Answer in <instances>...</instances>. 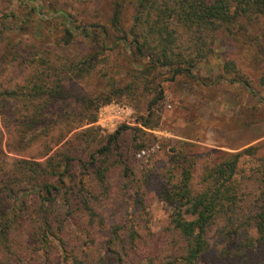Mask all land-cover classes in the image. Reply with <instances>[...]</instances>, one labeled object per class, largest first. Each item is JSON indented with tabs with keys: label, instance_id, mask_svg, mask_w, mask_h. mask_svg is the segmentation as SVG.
Listing matches in <instances>:
<instances>
[{
	"label": "rangeland",
	"instance_id": "1",
	"mask_svg": "<svg viewBox=\"0 0 264 264\" xmlns=\"http://www.w3.org/2000/svg\"><path fill=\"white\" fill-rule=\"evenodd\" d=\"M136 5L137 0H0V15L10 16L0 20L5 74L21 75L30 59H46V69L68 65L60 74L48 69L50 80L64 84V91L63 99L49 105L46 155H39L44 144L36 136H9L0 115L5 133L0 228L9 224L0 237V264H66L85 255L97 260L112 255L109 242L115 248L117 234L129 239L125 228L132 225L140 238L131 257L143 259L175 236L169 231L177 204L171 194L184 172L192 192L201 191L206 169L248 147L255 149L240 158L235 182L243 193L262 191L260 22L241 18L232 31L220 28L213 33L211 53L191 72L175 74V66L140 58L118 40L114 17H121L129 34ZM119 107L128 108L125 120H101L105 109L118 117ZM143 149L149 154L140 158ZM49 157L47 169L55 166L56 174L36 165ZM29 175L38 180L25 182ZM2 182H9L14 194L5 192Z\"/></svg>",
	"mask_w": 264,
	"mask_h": 264
},
{
	"label": "trees",
	"instance_id": "2",
	"mask_svg": "<svg viewBox=\"0 0 264 264\" xmlns=\"http://www.w3.org/2000/svg\"><path fill=\"white\" fill-rule=\"evenodd\" d=\"M8 18L9 15H0V20ZM241 18L257 19L264 35V0H137L130 37L121 25L120 16L114 17V25L120 33L118 40L138 57L159 66H175L174 73L178 74L191 72L194 64L211 53L213 33L220 28L232 31ZM67 32L68 38L73 37L70 30ZM69 42L70 39H66L64 44ZM61 61L68 62L67 59ZM45 62L46 59H30L26 71L16 77L5 74L6 69H0L3 126L11 137L17 135L22 140L21 137L34 135L39 138L44 144L41 156L50 150L46 140V133L50 134L49 105L63 99L64 91V84L50 80L52 73L48 69L54 66L42 68ZM187 65L189 67H185ZM67 66L64 64L58 69L55 65V74H60ZM119 132L118 129L113 139ZM66 134L64 132L57 142H61ZM4 136L0 126L2 153ZM254 149L248 147L226 154L221 162L206 169L203 175L205 187L198 192H192L189 172H184L178 190L171 194L177 204L171 215L174 227L169 231L175 236L148 249L143 259L137 261L131 257L137 251L140 238L132 225L125 228L129 239H121L117 234L115 248L109 242L108 250L112 255L100 256L97 260L86 255L74 257L66 264H264V164L259 181L263 184L262 191L257 194L241 192L234 178L242 155L250 154ZM105 150L106 147L102 149ZM50 163L49 157L36 165L42 166L41 171L45 174L58 173L55 166L52 170L47 169L51 167ZM28 178L25 182L38 180L32 175ZM42 185L51 194V187L45 182ZM2 189L11 194L15 190L9 182H2ZM6 224L0 228V237L7 234Z\"/></svg>",
	"mask_w": 264,
	"mask_h": 264
},
{
	"label": "built area",
	"instance_id": "3",
	"mask_svg": "<svg viewBox=\"0 0 264 264\" xmlns=\"http://www.w3.org/2000/svg\"><path fill=\"white\" fill-rule=\"evenodd\" d=\"M119 109V111H120V114H119V116L118 117H115V116H113V114H112V110H104L103 112H102V114H100L101 115V120H103V121H105V122H107V123H110L111 122V118L112 117H114L115 119H124L125 120V118L123 117V114H126L125 112L127 111V107H119L118 108ZM149 154V151H147V150H145V149H143V150H141L139 153H138V156L140 157V158H143V157H146L147 155Z\"/></svg>",
	"mask_w": 264,
	"mask_h": 264
}]
</instances>
